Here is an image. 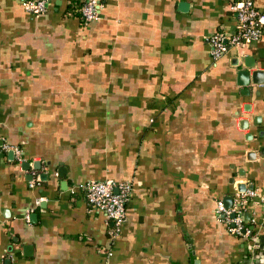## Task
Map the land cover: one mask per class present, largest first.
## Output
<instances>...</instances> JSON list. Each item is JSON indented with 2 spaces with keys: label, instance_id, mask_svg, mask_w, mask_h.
<instances>
[{
  "label": "crops",
  "instance_id": "1",
  "mask_svg": "<svg viewBox=\"0 0 264 264\" xmlns=\"http://www.w3.org/2000/svg\"><path fill=\"white\" fill-rule=\"evenodd\" d=\"M23 1L0 0V264H238L215 208L264 189V30L213 60L235 0H100L86 24ZM91 180L131 186L114 239ZM243 220L264 244V204Z\"/></svg>",
  "mask_w": 264,
  "mask_h": 264
},
{
  "label": "built area",
  "instance_id": "2",
  "mask_svg": "<svg viewBox=\"0 0 264 264\" xmlns=\"http://www.w3.org/2000/svg\"><path fill=\"white\" fill-rule=\"evenodd\" d=\"M48 0H24L23 6L31 14H42L47 10ZM100 0H85L80 7L82 21L86 24L98 19ZM230 9L236 13V26L233 31L218 29L209 37L210 55L213 60L223 55L229 47L249 45L262 38L264 30V13L258 10L253 0H235ZM12 148L20 159L21 149ZM85 191L86 203L90 210L102 212L112 223V239L120 233L124 223L126 202L131 186L123 182L116 184L112 180H91L78 186ZM251 201L264 204V189L248 188L233 196L232 204L227 207L222 200L216 204L215 211L226 226L228 233L242 238L246 243V254L238 264H264V245L258 234L244 223L243 213ZM111 256L110 250L106 251Z\"/></svg>",
  "mask_w": 264,
  "mask_h": 264
},
{
  "label": "water",
  "instance_id": "3",
  "mask_svg": "<svg viewBox=\"0 0 264 264\" xmlns=\"http://www.w3.org/2000/svg\"><path fill=\"white\" fill-rule=\"evenodd\" d=\"M255 77V78H254ZM263 73L261 71H254L253 74H252V79H253V82L256 83V84H261L263 83ZM257 78V80H256ZM239 191V190H238ZM225 205H227V207H229L231 205V197L228 196L226 199H225ZM246 216L248 217V214H245V218Z\"/></svg>",
  "mask_w": 264,
  "mask_h": 264
},
{
  "label": "trees",
  "instance_id": "4",
  "mask_svg": "<svg viewBox=\"0 0 264 264\" xmlns=\"http://www.w3.org/2000/svg\"><path fill=\"white\" fill-rule=\"evenodd\" d=\"M82 3H83V1L81 3H76L74 0H71L70 4L67 6L66 12L70 13L72 15H77L80 18V20L82 21L81 15H80V7H81ZM262 245H264V244H262Z\"/></svg>",
  "mask_w": 264,
  "mask_h": 264
}]
</instances>
